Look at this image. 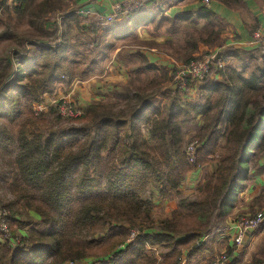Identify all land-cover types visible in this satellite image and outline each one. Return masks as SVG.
I'll return each mask as SVG.
<instances>
[{"label": "trees", "instance_id": "obj_1", "mask_svg": "<svg viewBox=\"0 0 264 264\" xmlns=\"http://www.w3.org/2000/svg\"><path fill=\"white\" fill-rule=\"evenodd\" d=\"M221 2L229 7L237 0ZM65 4L0 0V8L9 5L27 20L35 38L32 52L21 43L12 53L28 64L25 69L11 57L0 58V183L9 179L11 196L0 195V264H74L90 258L103 259L94 264H191L206 235L227 229L236 198L264 157L263 92L248 81L218 83L211 91L216 96L208 94L202 105L180 106L171 92L161 107L150 99L154 93L126 87L118 101L90 103L78 116L61 114L63 100L39 112L45 95L59 85L69 88L88 72H78L80 53H68L66 32L52 38L45 26ZM78 10L65 14L76 25L87 20ZM200 14L208 22L205 42H214L218 32L209 22L214 16L206 9ZM95 20L86 28L91 35L105 26ZM9 35L6 29L0 40ZM100 43L96 38L89 45L94 49L89 54H98L91 65L100 62ZM198 116L200 129L184 141L183 128ZM191 142L197 146L190 161L185 148ZM209 165L215 170L196 199H181L170 218L149 222L147 192L160 198L178 194L188 174ZM254 201L264 205V191ZM30 212L39 222L25 235L18 233ZM152 247L165 251L160 261L148 252ZM252 264L264 259L256 255Z\"/></svg>", "mask_w": 264, "mask_h": 264}, {"label": "crops", "instance_id": "obj_2", "mask_svg": "<svg viewBox=\"0 0 264 264\" xmlns=\"http://www.w3.org/2000/svg\"><path fill=\"white\" fill-rule=\"evenodd\" d=\"M123 1L76 0L74 4L78 9L87 4H95L105 9L104 14H110L115 4ZM204 1L154 0L135 13L117 15L108 27L99 26L96 35H91L86 28L91 21L96 22L98 14H87L84 17L87 20L75 25L76 29L83 34L88 33L93 41L99 38L101 48H107L105 52L110 62L106 68L107 75L104 74L97 81H76L77 87L91 82L94 86V102L113 103L119 100L118 95L126 87L147 94L153 91L149 87L156 85L158 89L152 92L154 94L150 99L161 107L167 103L171 92L172 96H178L180 106L202 105L208 94L216 96L211 91L218 83L233 86L235 82L241 84V81H248L256 85L264 95V0H237V3H231L229 7L221 0H208L207 4ZM202 9L210 11L214 16L209 21L213 23V30L218 32L214 42H205L208 33L204 29L208 22L200 19ZM182 17L185 19H180ZM212 28L207 26V31L211 32ZM251 41L254 43L248 44ZM71 46L74 47L73 44ZM211 51H220L224 55L225 64L221 71L213 72L204 82H188L184 87L172 82L176 64ZM166 86L170 92L165 93ZM59 88L63 87L59 86L57 90ZM201 125L200 116L187 124L182 130L184 141L192 138ZM200 170L184 178L178 194L160 198L156 191H151V197L145 196L152 201L151 216L157 215L154 213L159 207L165 211L164 219L170 218L179 200L197 198L201 193L196 192L200 177H195L199 176L197 173ZM251 175L246 190L236 198L226 218L227 229L206 235L201 240L203 250L195 254L191 264H211L223 252L228 256L225 264H252L256 255L264 259V222L258 229L244 236L240 248H235L234 233L228 230L233 216L264 213L263 201H254L264 191V157L259 160ZM185 263L186 260L183 261Z\"/></svg>", "mask_w": 264, "mask_h": 264}, {"label": "rangeland", "instance_id": "obj_3", "mask_svg": "<svg viewBox=\"0 0 264 264\" xmlns=\"http://www.w3.org/2000/svg\"><path fill=\"white\" fill-rule=\"evenodd\" d=\"M65 1V6L63 7V9L61 11H59L57 14L58 16H51L50 18H48L45 22V26L48 29V31L51 33V37H61V34H63L64 32H66L67 37H69V41H71V44L74 45V47H72V50L69 49L68 53L70 54L74 49L76 51H78L79 56H76V60L80 62V67H79V73H81V71H88L86 74L84 75H78V77L75 79V81H73L72 83L74 84L76 81H81V82H87L91 79H95L96 81L99 80L98 78L103 77L104 74H108L107 72V66L109 65L108 61V53L105 52V50H107V48L105 47L104 49L101 48V44L99 45V50H101L100 54H99V59L102 58L101 63H97V64H93L91 65V60L92 59H97V52L93 51V53H91V55L89 54L90 50H94L92 49V47L90 48L89 45H91V41H93V37L90 36L88 33V36H86L87 34H83L82 32H79L76 29V24L73 20H67L65 14L66 13H72L76 8V4H74L76 2V0H64ZM11 1H8V4ZM8 7H1L0 8V33L4 32L6 29L9 30L10 35L8 38L0 40V58L2 57H11L13 60H15V63L20 62L19 59H16V57L12 54L16 49H20L21 47V43H23V45L28 49V52H32V49L34 48V43L33 40L35 39L32 35V28L28 25L27 20L26 19H20L17 17V15L12 11V8L7 5ZM57 24V25H55ZM108 27V24H106ZM60 26V27H58ZM53 38V37H52ZM260 42H262L261 39H259ZM258 40V42H259ZM60 41V40H59ZM213 52V51H211ZM84 53V55L86 56V58L82 59L81 58V54ZM210 52H207L205 54H208ZM202 54V55H205ZM202 55H198L195 58H198ZM191 59V58H189ZM192 59V60H193ZM98 62V60H97ZM185 61H183L182 63H178L176 64V68L177 66L181 67L182 64H184ZM20 64H23L22 67L23 69H25L27 67L28 64L22 63L20 62ZM17 65V64H16ZM175 68V71H177V69ZM175 71L173 73H175ZM212 74V73H211ZM85 85V86H84ZM81 85L79 87H75L72 89V84L69 88H59L60 90H57V92L55 94H52L50 96H44L43 99L46 100V103L49 105L50 102L51 103H56L59 100H63L66 105L65 107H72L73 110H75V112L78 111H82L85 109V107L90 104V103H94V93H93V84L90 82L88 85L84 84ZM61 86V85H59ZM62 87V86H61ZM149 88H151L154 92L158 89V87L156 85L154 86H150ZM164 88V87H162ZM160 88V90L162 89ZM169 88L168 86L165 87V89ZM164 90V89H163ZM166 91V90H165ZM76 113H79V112ZM62 123H64V121L62 120ZM11 130L13 132H17V128L13 127L11 128ZM215 170V166L214 165H209L206 167H203L200 172H198L197 174L199 175L198 177L195 178H199L200 180L198 182L197 188H196V192L197 194L200 193L202 191V188L205 184V182L207 181V179L211 176V174L213 173V171ZM9 180V179H8ZM6 180L4 183H0V195L5 194L8 197H11L9 195V182ZM204 180V183L202 182ZM202 182V183H201ZM154 193V192H153ZM196 194V193H195ZM146 197H151V193L150 195H146ZM196 199V198H194ZM193 200V199H192ZM158 209H156L155 213H157V215L151 216L153 220L149 221H159L164 219V213L165 211L163 209H160L159 207H157ZM160 212H163L162 214ZM159 214V215H158ZM29 217L26 218H22V221L26 223V225L22 228H20L18 230V233L25 235L27 230L29 228H31L32 226H35L36 223L39 222V217L36 216L33 213H28ZM241 216V215H240ZM238 216V217H240ZM252 216V215H251ZM236 217L233 216V220ZM145 224H142V226L144 227ZM148 252L150 253V255H152L153 257H155L156 259H159V261L162 258V255L165 253V251L160 248V247H152L149 248ZM0 254H4V251L0 249ZM100 261H103V259H84L80 262L74 263V264H94V263H98ZM73 264V263H71Z\"/></svg>", "mask_w": 264, "mask_h": 264}, {"label": "built area", "instance_id": "obj_4", "mask_svg": "<svg viewBox=\"0 0 264 264\" xmlns=\"http://www.w3.org/2000/svg\"><path fill=\"white\" fill-rule=\"evenodd\" d=\"M11 1L12 0H8ZM154 0H125L122 3L115 4L111 8L110 14H98L97 22L104 23L105 25L112 24L117 15H128L135 13L138 10L145 7L148 3ZM205 4L208 3V0L204 1ZM251 41L248 44H253ZM225 64L224 55L220 51H213L208 54L202 55L198 58L190 60L188 63L182 64L181 67L177 66V71L174 75V83L184 87L186 85V80L190 79L194 83H200L208 75L213 72H217L223 69ZM75 82L72 86V89L77 86ZM51 103V102H50ZM47 103L38 106L39 112H45L47 108ZM62 115L66 116H78L79 113H75L70 107H64L61 110ZM196 143H189L185 152L186 155L190 158L193 157L194 151L196 148ZM1 215V214H0ZM264 222V213L258 212L255 215H244L236 217L231 224H229L228 230L234 233L233 244L235 248H240L244 239V236L252 231L258 229ZM2 230L6 231V227L3 225ZM135 233H132L131 237H134ZM228 261V256L226 252L221 253L211 264H225ZM71 264V263H70Z\"/></svg>", "mask_w": 264, "mask_h": 264}, {"label": "water", "instance_id": "obj_5", "mask_svg": "<svg viewBox=\"0 0 264 264\" xmlns=\"http://www.w3.org/2000/svg\"><path fill=\"white\" fill-rule=\"evenodd\" d=\"M105 12V9L102 7H99L95 4H87L81 7L78 10V13L82 16H87V14H102Z\"/></svg>", "mask_w": 264, "mask_h": 264}]
</instances>
